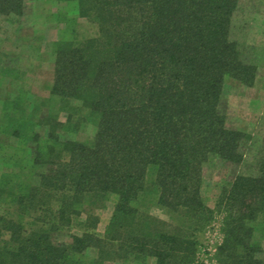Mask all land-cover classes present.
Returning <instances> with one entry per match:
<instances>
[{
  "label": "trees",
  "instance_id": "1",
  "mask_svg": "<svg viewBox=\"0 0 264 264\" xmlns=\"http://www.w3.org/2000/svg\"><path fill=\"white\" fill-rule=\"evenodd\" d=\"M77 4L98 36L54 44L51 96L59 114L25 118L22 100L4 101L0 132L34 144L29 183L0 177V264H195L197 234L216 211L224 241L216 264H264L255 234L264 230V152L256 173L224 187L216 209L202 195L211 160L240 165L252 137L230 129L220 110L227 78L247 87L258 66L231 39L241 0H57ZM26 0H0V17H22ZM0 72L12 75L3 66ZM23 118L19 119L18 114ZM86 114V115H84ZM96 126L90 142L63 140L61 131ZM47 127L46 138L39 128ZM118 200L104 236L97 231L111 196ZM145 195L181 215V226L140 210ZM76 225L70 243L57 241Z\"/></svg>",
  "mask_w": 264,
  "mask_h": 264
},
{
  "label": "rangeland",
  "instance_id": "2",
  "mask_svg": "<svg viewBox=\"0 0 264 264\" xmlns=\"http://www.w3.org/2000/svg\"><path fill=\"white\" fill-rule=\"evenodd\" d=\"M77 4L57 0H26L22 17H0V50L3 66L13 71L12 75L0 72V125H4L3 102L22 100L25 118L38 122L49 114H59L66 122L67 115L59 111L58 99L51 96L54 81V44L60 40L82 41L98 36V26L80 18ZM231 39L238 42L246 57L258 66L253 87L227 78L221 96L220 110L226 116L230 129L240 130L252 137L245 144V160L242 164H230L211 160L204 166L202 195L212 209L224 187H230L239 175L256 173V159L264 152V0H241L234 14ZM86 115V114H84ZM19 119L23 114L19 113ZM46 138L47 127L39 128ZM63 140L90 142L96 134V126L82 124L79 128L59 132ZM34 144L26 146L19 139L0 132V177L9 175L14 182L29 183L38 169L32 165ZM118 197L113 195L99 210L101 222L98 233L104 236L115 209ZM10 201L0 203V211L16 215ZM140 210L159 218L171 226L183 223L181 215L168 211L157 203L155 196L142 197ZM76 227L63 229L57 241L70 243L72 234H79ZM200 243L195 264H216L218 248L224 241L223 214L216 211L212 223L197 234ZM256 239L264 249V230H258ZM264 256V254H263ZM86 264H139L123 261H98V251L89 250L84 258Z\"/></svg>",
  "mask_w": 264,
  "mask_h": 264
}]
</instances>
